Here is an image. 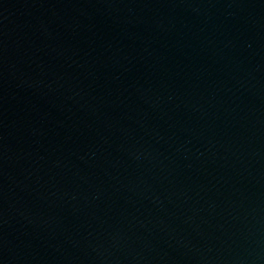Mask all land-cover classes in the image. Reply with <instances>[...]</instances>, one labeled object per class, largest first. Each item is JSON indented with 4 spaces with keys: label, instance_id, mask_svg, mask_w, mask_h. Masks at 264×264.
<instances>
[{
    "label": "water",
    "instance_id": "water-1",
    "mask_svg": "<svg viewBox=\"0 0 264 264\" xmlns=\"http://www.w3.org/2000/svg\"><path fill=\"white\" fill-rule=\"evenodd\" d=\"M0 264H264V0H0Z\"/></svg>",
    "mask_w": 264,
    "mask_h": 264
}]
</instances>
